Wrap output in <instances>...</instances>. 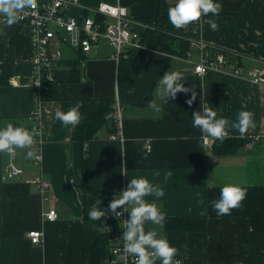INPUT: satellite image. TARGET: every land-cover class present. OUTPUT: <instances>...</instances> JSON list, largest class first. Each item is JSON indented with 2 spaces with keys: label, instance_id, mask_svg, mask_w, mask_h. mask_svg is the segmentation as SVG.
<instances>
[{
  "label": "crops",
  "instance_id": "0c3cea01",
  "mask_svg": "<svg viewBox=\"0 0 264 264\" xmlns=\"http://www.w3.org/2000/svg\"><path fill=\"white\" fill-rule=\"evenodd\" d=\"M164 2L175 5L177 0ZM214 2L221 5V11L201 17L199 40L239 56L244 76L211 70L200 77L184 58L161 51L159 34L143 27L155 24L159 0H79V6L87 10L101 3L124 7L130 29L141 35L143 48L124 58L128 81L121 91L117 79L120 58L111 45L101 41L83 64L79 52L62 48L55 82L35 93L29 27L21 21L8 27L6 17L0 15V63L12 69L9 83L0 89V128L7 122L29 130L37 127L42 154L41 163L35 165L27 158L29 149H17L14 158L0 153V264H77L95 241V228L84 218L77 185L83 150L71 141L73 126L65 127L55 113L58 109L66 112L81 100L106 98L119 104L123 141L109 139L115 131L109 122L87 143L89 185L123 191L130 179L143 177L164 189L159 200L145 199L155 203L166 218L205 217L204 231H165L164 226L152 223L145 226L178 249L174 259L182 264H264V81L250 78L253 70L264 73V0ZM80 10L67 13L77 15ZM210 19L216 21L218 31L211 29ZM196 59L193 55L192 60ZM167 71L183 72L187 78L184 86L193 87L197 96L189 106L186 101L191 93H178L158 114L148 105ZM201 105L215 110L217 118L233 122L240 111L252 112L255 127L244 134L228 129L227 138H248V143L233 155H215L211 147L215 138L204 137L192 126V113ZM9 162L22 173L1 180ZM125 171L127 176L122 174ZM169 171L172 174L165 180ZM39 175L49 182L44 196L29 184ZM209 183L214 187L209 188ZM225 184L240 185L247 194L241 208L217 216L211 201L219 199ZM48 210L56 212L54 221L43 217ZM102 220L106 229L107 221ZM115 227L119 228L117 223ZM32 230L42 233L37 245L27 237ZM107 261L105 264H113Z\"/></svg>",
  "mask_w": 264,
  "mask_h": 264
},
{
  "label": "clouds",
  "instance_id": "9594fccd",
  "mask_svg": "<svg viewBox=\"0 0 264 264\" xmlns=\"http://www.w3.org/2000/svg\"><path fill=\"white\" fill-rule=\"evenodd\" d=\"M37 0H0V15L6 17V25L12 27L18 23L25 14V10L34 8ZM221 5L214 0H177L174 7L168 9V19L176 29L186 28L189 24L199 21L208 14L218 15ZM213 31H218L215 20H208ZM186 75L181 71H167L159 79L155 88L154 99L149 101V108L156 113L162 112V105L168 104L170 99L175 100L178 93H191V98L186 103L191 106L196 100L197 93L193 87H185ZM38 86V85H37ZM82 102H77L66 112L57 110L55 118L65 127L78 125L82 119L80 108ZM217 112L207 105H201L200 110L192 113V126L198 128L204 137H212L223 143L229 136V128L237 129L241 134L246 133L250 127H255L253 116L249 111H240L236 121L227 118H217ZM40 135L35 128L29 130L23 125H14L7 122L0 128V153H7L15 157L17 149H29L27 158L36 157L31 150L35 143V137ZM207 140H205V144ZM123 156V154L121 153ZM126 169V167H125ZM127 170V169H126ZM127 176L126 171L122 173ZM171 171L165 176V180L171 176ZM209 188L214 187L212 183ZM247 189L236 184H225L220 189L219 199L211 201L213 210L217 216L230 215L231 210L242 207V201L246 198ZM165 191L159 185H154L148 179L132 178L125 190L117 193L110 201L107 209L101 210V199H97L88 212V218L92 221H101L111 213L117 220L125 213H129L128 219L123 222V251L135 257L134 264H182L181 260L174 259L178 255V249L169 241L160 236L156 230H147L146 224L152 223L163 227L165 214L155 203L148 202L145 198L152 196L157 200L164 197ZM118 209H121L118 211Z\"/></svg>",
  "mask_w": 264,
  "mask_h": 264
},
{
  "label": "built area",
  "instance_id": "2783aa9c",
  "mask_svg": "<svg viewBox=\"0 0 264 264\" xmlns=\"http://www.w3.org/2000/svg\"><path fill=\"white\" fill-rule=\"evenodd\" d=\"M73 8L81 10L77 15L68 14L67 11ZM20 21L26 23L30 30L31 85L35 93L47 90L55 82V73L61 61L62 48L64 47L79 52L80 57L78 58L81 64L85 62L92 48L101 41L113 47L117 58H125L131 52L143 48L141 35L130 29L127 11L119 5L101 3L95 8L87 10L79 6V0H37L34 8L25 10ZM199 21L191 24L198 26ZM143 27L145 31L153 29L151 26L144 25ZM193 55L197 57L195 61L192 60ZM230 55L232 54L211 48L200 41L198 36L191 40L190 50L184 59L192 65L193 73L200 77L211 70L244 76L242 67L228 58ZM250 78L254 82L264 81V73L260 70H253L250 73ZM118 106L119 104L115 102L116 129L110 134L109 139L123 141ZM37 114L35 112V118H37ZM33 128L39 133L37 127ZM205 145L209 146L210 142L207 140ZM146 148L149 146L147 145ZM31 150L36 153V157L32 158L33 164L39 165L42 160L39 135L35 137V143ZM21 173V169L13 162H9L3 169L1 180L14 178ZM29 184L43 196L48 192L49 182L41 175L30 179ZM121 191L113 190L112 197ZM107 207H103V210ZM120 210L118 209V211ZM129 216V213H125L121 220H117L109 213L107 217H104V220L107 221L106 232L111 241L108 260L113 264H134L135 257L124 253L121 238L124 231L122 221L128 219ZM43 217L47 221H54L57 215L54 210H48L43 213ZM116 223L119 228L115 227ZM27 237L32 244L37 245L41 242L42 233L32 230L27 233ZM158 261L159 259H156V262Z\"/></svg>",
  "mask_w": 264,
  "mask_h": 264
},
{
  "label": "trees",
  "instance_id": "16d2710c",
  "mask_svg": "<svg viewBox=\"0 0 264 264\" xmlns=\"http://www.w3.org/2000/svg\"><path fill=\"white\" fill-rule=\"evenodd\" d=\"M174 6L166 4L164 0H159L156 21L152 25V28L154 32L159 34L161 51L184 58L190 50L191 40L198 37V26L189 24L186 28H183L182 32L174 28L168 19V9ZM153 29L146 31L150 32ZM210 53H212L211 50ZM228 58L241 66V58L239 56L232 54ZM11 76V67L0 63V89L9 83ZM117 79L118 89L121 91L128 81V72L124 58L119 59ZM79 102H82L83 105L80 108L82 119L78 125L72 128L71 141L78 142L83 150L81 175L77 180V185L83 198L84 218L95 228L96 238L93 244L78 257L77 264H105L110 257V237L103 226V220H90L88 212L97 199H101L102 201L100 208L108 206L114 198L112 197V191L116 189H100L89 185L88 163L84 147L89 141L96 138L97 131L109 122L112 124V127L114 126L113 131L115 130V102L107 98L81 100ZM248 141V138L232 137L226 138L223 143H220L219 140L215 139L211 146L212 152L217 156L233 155L244 147ZM163 226L165 231H204L206 229V218H166ZM156 264H160V262Z\"/></svg>",
  "mask_w": 264,
  "mask_h": 264
},
{
  "label": "water",
  "instance_id": "95a60500",
  "mask_svg": "<svg viewBox=\"0 0 264 264\" xmlns=\"http://www.w3.org/2000/svg\"><path fill=\"white\" fill-rule=\"evenodd\" d=\"M179 31L182 32L183 31V28L182 29H179Z\"/></svg>",
  "mask_w": 264,
  "mask_h": 264
},
{
  "label": "rangeland",
  "instance_id": "374dc122",
  "mask_svg": "<svg viewBox=\"0 0 264 264\" xmlns=\"http://www.w3.org/2000/svg\"><path fill=\"white\" fill-rule=\"evenodd\" d=\"M102 210V209H101Z\"/></svg>",
  "mask_w": 264,
  "mask_h": 264
}]
</instances>
